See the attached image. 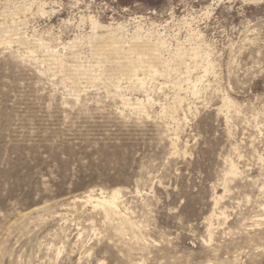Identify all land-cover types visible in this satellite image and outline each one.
Returning <instances> with one entry per match:
<instances>
[{
    "label": "rangeland",
    "instance_id": "obj_1",
    "mask_svg": "<svg viewBox=\"0 0 264 264\" xmlns=\"http://www.w3.org/2000/svg\"><path fill=\"white\" fill-rule=\"evenodd\" d=\"M0 36V264H264V0H0Z\"/></svg>",
    "mask_w": 264,
    "mask_h": 264
},
{
    "label": "bare ground",
    "instance_id": "obj_2",
    "mask_svg": "<svg viewBox=\"0 0 264 264\" xmlns=\"http://www.w3.org/2000/svg\"><path fill=\"white\" fill-rule=\"evenodd\" d=\"M16 24V23H15ZM95 24V23H94ZM93 24V25H94ZM11 25V24H10ZM13 25V24H12ZM14 27H15V25H13ZM96 26V25H95ZM99 26V25H98ZM94 27V26H93ZM96 28H98V27H96ZM8 29H9V27H8ZM118 29V28H117ZM15 31V30H14ZM4 33H6V34H10L9 33V31L8 30H6V29H4V32H3V35H4ZM108 34V33H107ZM11 35V34H10ZM92 35H94V34H92ZM5 36V35H4ZM96 36V35H95ZM98 36V35H97ZM1 37V36H0ZM3 37V36H2ZM7 37H8V35H7ZM7 37L4 39V40H8L7 39ZM10 37V36H9ZM92 38H93V40H92ZM1 39V38H0ZM3 39V38H2ZM114 38H111L110 37V35H109V37H107V38H102V39H100V38H98V37H91V44H90V49H92V51L91 52H93L92 54L96 57V59H98L97 61L98 62H100L101 63V66L104 64V65H106V66H103L104 67V72H107V74H108V71L110 72L111 71V63L114 61V60H118V58H123L124 60H126L129 56V52H131V53H134V54H137L138 56H139V58H141V57H143V60L142 61H144V63H146V65L145 66H147L148 67V69L149 68H153V70H155L156 71V67H158V65L160 64V60L157 58V52L155 51V49L153 50V49H151V48H149L147 45H142L141 43L140 44H131L130 46H128L127 48L125 47V42H124V39H121V38H116V39H114ZM3 40V41H4ZM8 42V41H7ZM3 43V42H2ZM38 43V42H37ZM40 43H42V42H40ZM148 43V42H147ZM36 45V44H35ZM41 45V44H40ZM43 45V44H42ZM128 49V50H127ZM156 52V53H155ZM130 53V54H131ZM31 54H32V52H31ZM74 54V53H73ZM133 55V54H132ZM33 56V55H32ZM53 56H54V54H53ZM56 57V56H55ZM136 57V56H135ZM160 57V56H159ZM28 58H31V56H29L28 55ZM49 58V57H48ZM137 58V57H136ZM34 59V58H33ZM58 59V58H57ZM72 59H74V58H72ZM93 59H94V57H93ZM138 59V58H137ZM56 60V59H55ZM59 61H57V65H56V67L58 66L60 69H63L64 71H67V72H69V75H72V76H74L75 75V72L71 69V67L69 66L68 67V65H66V64H68V63H66L65 64V62L63 61L64 59L62 58V60H61V58L60 59H58ZM122 60V59H121ZM128 60V59H127ZM129 60H130V58H129ZM128 60V61H129ZM48 61V60H47ZM95 61V60H94ZM127 61V62H128ZM135 61V60H134ZM133 61V62H134ZM52 62V61H51ZM117 62V61H116ZM122 63L124 62V61H121ZM138 62H140V60L138 61ZM50 63V62H49ZM48 63V64H49ZM96 63V62H95ZM121 63V64H122ZM141 63V62H140ZM44 64V63H43ZM52 64V63H51ZM117 64V63H116ZM133 64V63H132ZM132 64L130 63V66H132ZM136 64V63H135ZM142 64V63H141ZM47 65V64H46ZM54 64H52V66H53ZM80 65V64H79ZM99 66H100V64H98ZM119 65V64H118ZM90 66V65H89ZM100 66V67H101ZM115 66V65H114ZM120 66V65H119ZM128 66H129V64H128ZM142 66V65H141ZM144 66V65H143ZM145 66H144V68L143 69H145ZM49 67H50V69H52L51 68V66H50V64H49ZM55 67V68H56ZM75 67V66H74ZM76 67H77V65H76ZM75 67V68H76ZM53 68H54V66H53ZM83 68H84V66H83ZM115 68H116V66H115ZM125 68V67H124ZM127 68L128 67H126V69L125 70H127ZM139 68H141V67H139ZM79 69V68H78ZM85 69H87V68H85ZM89 69V68H88ZM100 69V68H99ZM118 69V68H117ZM59 70V69H58ZM62 70V71H63ZM80 70V69H79ZM79 70H78V72H79ZM92 70V69H91ZM120 70V69H119ZM141 70V69H140ZM158 70V69H157ZM63 71V73H65ZM83 71V70H82ZM100 71V70H99ZM122 71V70H121ZM144 71V70H143ZM159 71V70H158ZM78 72L76 73V74H78ZM84 72V71H83ZM87 72V71H86ZM116 72V71H115ZM150 72V71H149ZM148 72V73H149ZM162 72V71H161ZM82 73V72H81ZM111 73H113L112 71H111ZM110 73V74H111ZM125 73V72H124ZM147 73V72H146ZM152 73V72H151ZM102 74H103V72H102ZM126 74V73H125ZM154 74H156V73H154ZM158 74H159V72H158ZM68 75V76H69ZM100 75V74H99ZM99 75H98V77H99ZM109 75V74H108ZM113 75V74H112ZM142 75V76H141ZM139 74V72H138V69L137 68H135V67H129V69L127 70V81H129L128 83H130V87L132 88V89H144V86H146V82H148L147 81V78H148V80L149 79H152L153 77H151V76H153V75H148V74H144V72H143V74ZM79 76V75H78ZM78 76H76V77H78ZM83 76V75H82ZM84 76H86V79H89L90 81H92V72L91 71H88L87 73H85L84 74ZM93 76H94V74H93ZM101 76V75H100ZM104 76V75H103ZM125 76V75H124ZM141 76V77H140ZM70 77V76H69ZM122 77V76H121ZM73 78V77H72ZM96 78H97V76H96ZM84 79V78H83ZM116 79V78H115ZM120 79H123V78H120ZM120 79L118 80V82L120 81ZM117 80V79H116ZM125 80V79H124ZM94 81V80H93ZM92 83V82H91ZM120 83V82H119ZM119 83H117V85L119 84ZM148 83H150V82H148ZM149 86V85H148ZM120 87V86H119ZM194 87V86H193ZM127 88V87H126ZM125 88V89H126ZM130 88V89H131ZM195 88V87H194ZM116 89V88H115ZM128 89V88H127ZM126 89V90H127ZM128 91H129V89H128ZM119 93H120V91H118ZM117 92V93H118ZM114 93H116V92H114ZM122 93V92H121ZM115 95V94H114ZM119 96V95H118ZM120 97V96H119ZM149 98V97H148ZM121 100H122V104L126 107V106H128L129 105V100L125 97V95L123 94L122 96H121ZM147 100H149V99H147ZM137 103H141V102H139V101H137ZM138 105V104H137ZM141 108V107H140ZM137 110H138V108H136ZM141 110H142V108H141ZM228 173H227V176H231V177H236L237 176V174H238V172H237V168L235 167V165L233 164V163H229V165H228V171H227ZM226 189V188H225ZM117 194V193H116ZM116 194H114L113 196H111V197H107V196H100L101 198H98L97 197V200H92V198L91 197H88V199H87V202L89 203V204H91L92 205V208L93 209H99V211H101V213L103 212V213H105V214H107V213H109V212H114V211H117V209L119 208L118 207V203H117V195ZM95 198V197H94ZM218 200H219V198H217ZM221 199V198H220ZM218 206V201L216 200V202L214 203V207H217ZM213 207V208H214ZM214 210V209H213ZM213 212V211H212ZM212 212H211V214H212ZM217 212V211H216ZM223 212V211H222ZM222 212H220V211H218V214L220 215V216H222L223 214H222ZM217 214V215H218ZM109 215V214H108ZM212 215H214V212H213V214ZM211 215V216H212ZM107 217H109V216H107ZM214 217V216H213ZM219 217V216H218ZM105 218H106V216H105ZM208 230V229H207Z\"/></svg>",
    "mask_w": 264,
    "mask_h": 264
}]
</instances>
